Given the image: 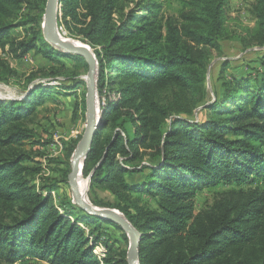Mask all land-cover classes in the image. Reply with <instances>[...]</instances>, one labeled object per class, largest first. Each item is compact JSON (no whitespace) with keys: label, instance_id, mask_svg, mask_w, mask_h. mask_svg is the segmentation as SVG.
Listing matches in <instances>:
<instances>
[{"label":"trees","instance_id":"trees-1","mask_svg":"<svg viewBox=\"0 0 264 264\" xmlns=\"http://www.w3.org/2000/svg\"><path fill=\"white\" fill-rule=\"evenodd\" d=\"M59 1L65 30L100 48L99 91L117 87L118 100L103 105L83 177L90 178L93 203L118 209L142 234L140 264H264V86L245 95V88L230 91L210 103L206 89L213 53H222L229 36L228 0H179L178 9L152 0L127 13L129 0ZM24 2L0 0L1 48L86 63L46 41L43 11L21 23L33 26L30 40L12 38ZM256 2V33L264 45V0ZM1 67L0 79L10 70ZM53 90L39 85L23 101L0 100V261L34 256L53 264H127V251L117 256L109 249L99 259V240L91 242L78 224L94 234L114 223L72 202L56 206V187H38L33 177L39 169L26 165L37 108ZM204 111L208 120L186 118ZM147 171L141 182L129 179ZM219 185L230 189L217 191L214 203L196 212L197 193ZM97 189L119 204L99 201ZM135 193L149 196L155 208L132 201Z\"/></svg>","mask_w":264,"mask_h":264},{"label":"rangeland","instance_id":"rangeland-1","mask_svg":"<svg viewBox=\"0 0 264 264\" xmlns=\"http://www.w3.org/2000/svg\"><path fill=\"white\" fill-rule=\"evenodd\" d=\"M47 1L25 0L20 16L12 23L21 25L11 30L12 38H16L19 41L30 40L32 37L31 32L27 33V29L33 26H25L21 23H27L31 19H38L42 15L41 11H43V19L41 20L43 29ZM150 1L152 0H129L131 7L126 9V13L130 9H137L139 4L143 5ZM157 1L161 4L169 1L176 9L180 6L179 0ZM256 4V0H228L227 2L226 27L229 31V36L221 42L222 53L214 51L213 60L209 65L206 82L209 103L215 102L217 99H223L226 93L230 91L245 88L243 92L245 95L248 92L253 93L257 88L264 86V45L261 44V40L256 33ZM61 16L62 14L60 13V18ZM58 28H60L61 34L85 44L94 55L96 50H100V48L91 46L87 41L71 36L61 22H58ZM96 60L98 63L97 57ZM0 63L4 64V67L0 65L2 70L7 67L10 69L4 70V76L0 79V100L3 102L23 101L28 90H32L39 85L54 87V90L48 93L49 95L45 94V103L37 108L38 122L32 126L34 130L33 137L25 142L26 146L24 147L25 153L31 157L26 165L35 171L39 169V173L33 177L38 187L42 185L56 187L54 191H51L56 206L68 205L70 202L77 206L74 203L73 193L68 181L72 160V158L68 159V153L71 147H75L77 143L81 142L87 128V75L89 71L87 62L77 63L69 57H64L61 61H52L47 59L41 52L33 50L24 53L18 50L17 53H14L7 46L5 49L0 47ZM72 85L74 88L68 90L71 93L63 92L65 87ZM116 91L117 87L110 92L108 86L99 91L97 85V106L101 108L100 112H103V107L107 106L109 102L118 100ZM166 95L169 96V93ZM186 118L192 121H205L210 118V114L204 111L201 112L199 118L195 116ZM118 160L122 162L124 159L119 156ZM148 173V171L137 173L129 179L141 182ZM81 179L89 185L87 198L91 204L99 209L115 210L124 216L118 209L100 207L93 203L89 184L90 178H85L82 175ZM262 184L264 186V180ZM228 189H230V186L219 185L216 188H205L199 191L195 198L196 212H200L212 205L217 191H227ZM96 198L111 206L119 204L115 197L105 190L97 189ZM131 200L137 204L155 208L154 201L147 195L135 193ZM127 205L130 206V204ZM61 212L64 213L62 209ZM78 224L86 231L91 242L99 240L97 242L99 243L97 244V252L95 251L99 259L105 257L106 251L113 249L117 256L127 251V260L130 241L125 231L117 224H103L101 230L94 234H91L92 227H87L81 221ZM124 236L128 238V241ZM0 264L9 263L0 261ZM15 264L53 263L31 256Z\"/></svg>","mask_w":264,"mask_h":264},{"label":"water","instance_id":"water-1","mask_svg":"<svg viewBox=\"0 0 264 264\" xmlns=\"http://www.w3.org/2000/svg\"><path fill=\"white\" fill-rule=\"evenodd\" d=\"M60 13V1L48 0L43 22V34L46 41L57 49L63 51L65 54L76 55L84 58L89 68L87 75L88 123L85 134L74 151L71 160V171L68 177L69 186L73 193L74 203L86 214L102 220L110 221L121 227L127 234L130 241L127 264H140L139 247L142 234L129 222L125 216L121 215L115 210L99 209L95 207L79 192L78 189L79 175H83L84 162L91 150L93 139L97 133V130L100 127V116L97 114L99 109L97 106L98 63L93 52H91V50L85 44H83V47H79L76 44L65 43L58 38V22Z\"/></svg>","mask_w":264,"mask_h":264},{"label":"bare ground","instance_id":"bare-ground-1","mask_svg":"<svg viewBox=\"0 0 264 264\" xmlns=\"http://www.w3.org/2000/svg\"><path fill=\"white\" fill-rule=\"evenodd\" d=\"M59 30H60V28H58V38L61 41L65 42V43H68V44H76L79 47H83L84 46L83 43H81L80 41L73 40L70 37H68L67 35L61 34ZM61 31L64 32L63 29H61ZM100 110H101V108L98 109V113H97L98 116H100V118H99V126H101V123H102V114H103V112H100ZM81 176H82V174L79 175V178H78V189H79V192L85 198H87V189H89V187H88L89 185H88V183L86 181H82Z\"/></svg>","mask_w":264,"mask_h":264},{"label":"built area","instance_id":"built-area-1","mask_svg":"<svg viewBox=\"0 0 264 264\" xmlns=\"http://www.w3.org/2000/svg\"><path fill=\"white\" fill-rule=\"evenodd\" d=\"M97 248H98V247H97ZM97 248H96V249H97ZM96 249H95V251L97 252V250H96ZM95 251H94V252H95ZM95 254H96V255H98L97 253H95ZM104 256H105V255H104Z\"/></svg>","mask_w":264,"mask_h":264}]
</instances>
